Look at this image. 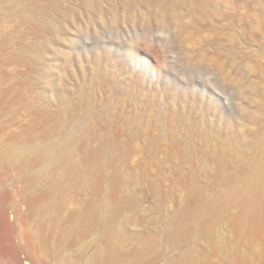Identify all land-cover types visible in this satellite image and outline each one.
I'll use <instances>...</instances> for the list:
<instances>
[{"label": "rangeland", "instance_id": "rangeland-1", "mask_svg": "<svg viewBox=\"0 0 264 264\" xmlns=\"http://www.w3.org/2000/svg\"><path fill=\"white\" fill-rule=\"evenodd\" d=\"M205 4L0 0V264H264V0Z\"/></svg>", "mask_w": 264, "mask_h": 264}, {"label": "bare ground", "instance_id": "bare-ground-1", "mask_svg": "<svg viewBox=\"0 0 264 264\" xmlns=\"http://www.w3.org/2000/svg\"><path fill=\"white\" fill-rule=\"evenodd\" d=\"M63 1V0H62ZM85 1V0H84ZM98 1V0H97ZM75 2V1H74ZM176 3L184 6L186 11H190L194 14H200L206 7L205 0H176ZM59 5V3H58ZM65 5V4H64ZM55 7V6H54ZM56 8V7H55ZM59 8V7H58ZM156 9V8H155ZM124 10V9H123ZM163 10V9H162ZM133 11V10H132ZM135 11V9H134ZM156 12V11H155ZM124 13V12H123ZM134 13V12H133ZM146 15V14H145ZM241 15V14H240ZM133 16V15H132ZM120 19V18H119ZM188 19V18H187ZM114 20V19H113ZM118 21V20H117ZM158 21V20H156ZM118 24V23H117ZM259 30V28H257ZM208 33V32H207ZM211 34V33H210ZM212 35V34H211ZM41 37V36H40ZM199 37V36H197ZM233 37V36H232ZM114 38V37H113ZM140 41V40H139ZM191 44V43H190ZM41 45V43H40ZM186 45V44H185ZM139 46V45H138ZM216 50V49H215ZM205 53V52H204ZM7 71V70H6ZM5 72V71H4ZM7 74V73H6ZM42 74V71H40ZM196 79V78H194ZM214 91H216V87H212ZM220 90V89H219ZM219 93V92H217ZM45 108V107H44ZM263 108V107H262ZM94 126V125H93ZM84 129V128H83ZM261 129H255L253 131H249V155L253 158V162L255 166L246 169V172L250 174V176H261L264 177V134L260 135L259 131ZM262 131V130H261ZM264 133V132H263ZM98 137V135H97ZM120 137H118L119 139ZM97 139V138H96ZM114 139V138H113ZM117 141V140H116ZM252 151V153H251Z\"/></svg>", "mask_w": 264, "mask_h": 264}]
</instances>
